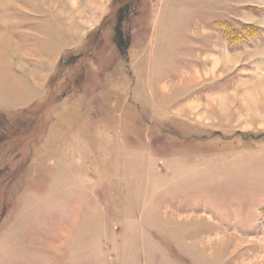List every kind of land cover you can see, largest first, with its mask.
I'll list each match as a JSON object with an SVG mask.
<instances>
[{
  "label": "rangeland",
  "instance_id": "obj_1",
  "mask_svg": "<svg viewBox=\"0 0 264 264\" xmlns=\"http://www.w3.org/2000/svg\"><path fill=\"white\" fill-rule=\"evenodd\" d=\"M249 2L0 0V264H264Z\"/></svg>",
  "mask_w": 264,
  "mask_h": 264
},
{
  "label": "crops",
  "instance_id": "obj_2",
  "mask_svg": "<svg viewBox=\"0 0 264 264\" xmlns=\"http://www.w3.org/2000/svg\"><path fill=\"white\" fill-rule=\"evenodd\" d=\"M249 4H252V0H250ZM43 58L46 60L47 57L45 56ZM47 60H48V58H47Z\"/></svg>",
  "mask_w": 264,
  "mask_h": 264
}]
</instances>
